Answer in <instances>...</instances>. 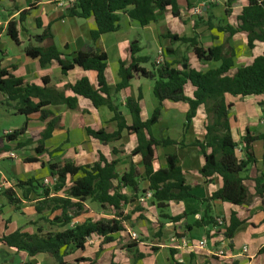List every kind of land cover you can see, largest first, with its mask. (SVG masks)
I'll list each match as a JSON object with an SVG mask.
<instances>
[{
	"label": "trees",
	"instance_id": "16d2710c",
	"mask_svg": "<svg viewBox=\"0 0 264 264\" xmlns=\"http://www.w3.org/2000/svg\"><path fill=\"white\" fill-rule=\"evenodd\" d=\"M8 1L15 8L16 0ZM32 9L21 12L18 21H12L7 26V35L17 45H19L18 26H23ZM167 10H170L174 17H180L177 0H75L74 4L68 7L67 16L83 20L94 19L96 30L91 33L94 44L102 35L119 30L122 15H127L141 27H147L157 21L159 14ZM36 22L43 32L33 37L34 43L25 47L24 54L33 60H38L42 67L57 63L63 75H67L75 67L86 72H95L97 88L84 78L74 85L65 87L74 94L73 97H68L65 90L49 87L50 82L47 80H44V87H40L16 77L8 69H0V107L26 118L21 128L3 138L8 143L17 142L27 132L29 118L39 114V120L46 126L40 134L38 148L35 151L38 156L52 155L45 149V143L52 138L54 131L63 126L62 117L55 116L49 108L65 106L68 110L76 111L78 97H82L89 100L96 109L107 107L114 114L113 120L118 126L117 131L112 134L104 130L87 128V135L104 145L121 140L123 132L136 136L138 145L129 158L141 156L144 176L133 163L127 172L119 175L117 173L119 160L110 161L102 155L93 165L76 166L71 161L48 163L50 176L53 179L51 185L29 179L18 181L14 189H0V198H4L7 205L14 207L16 212L22 210L23 200L28 203L34 202L37 217L28 223L34 227L33 233L25 232L20 228L13 233L2 235L0 244L17 253H25L29 258L49 255L56 264H97L87 258L73 261L68 259L77 252H85L91 248L94 240L99 242L97 254L103 252L105 246L115 243L125 232V223H133L135 214H140L137 220H145V216L142 215L144 209L140 205L129 213H125V207L134 206L136 203L143 204L140 199L148 194L152 195L151 202L159 213L158 237H161V230L166 223L177 224L189 219L190 215L195 216L196 213L184 212L183 215L173 217L167 213L170 203L194 198L191 194L192 186L186 180L177 155L167 156L166 168L159 170L154 168V163L158 159L157 148L176 145V142L170 139L157 140L151 134V129L162 118L165 102L188 104L185 131L190 128L198 109L204 108L207 117L205 140L195 144L205 159L200 175L206 181L217 176L222 179L223 184L222 188L213 193L209 199L202 201L205 205L204 215L186 229L189 231L195 228L214 227L216 237L221 236L229 242L233 240L236 231L245 221L232 213L228 222L223 220V225L218 226V219L211 214L210 204L211 202L227 203L246 210L256 199L264 200V175L258 172L255 178L252 179L250 176L251 170L257 164L254 145L258 141H264V136L247 130L240 142L234 141L229 119L233 105L228 102L227 97L244 99L264 96V52L251 65L237 68L234 75L230 76V72L235 68L234 53L226 52L224 46L204 48L197 34V30L204 26L200 19L195 21L192 37L167 34L165 38L169 40L170 47L166 48V55L173 56L175 54L173 47L179 43L188 46L201 62H220L221 65L217 69L205 73L190 68L177 70L163 62L153 63L151 69L146 70L142 66L150 63V59L140 56L141 49L133 44L130 47V58L120 62V83L115 87V93L129 92L131 82L136 78L149 80L154 83L153 95L158 106L151 118L143 121L140 106L143 100L142 92L139 91L136 97L128 96L125 104L130 116L128 120L120 114V106L110 94L111 89L106 78L108 61L106 54L98 51L69 53L67 46L61 52L52 44L54 36L51 25L42 27L39 19ZM211 25L208 26L212 27ZM216 29L230 36L244 33L250 49L254 47L255 42L264 45V0H248V5L242 9L237 18L236 27L220 24L216 25ZM12 70L15 68L13 67ZM188 83L195 89L192 99L184 94V87ZM258 105L264 112V99ZM25 146L18 144V150ZM240 147L241 151H239ZM144 180L149 184L147 190L141 187ZM248 181L253 182V191L247 185ZM126 190L129 194L125 192ZM88 202L113 212L114 217L108 221L85 218L90 215ZM5 206L0 205V217L4 214ZM9 223L10 221L7 220L6 226ZM177 236L181 239L183 234L177 233ZM208 238L210 239V236ZM140 243L143 241L133 242L125 247L132 254V264H140L146 258V255L139 251ZM151 251L157 252L158 248H152ZM170 252L172 264H186L174 258L177 251ZM261 253L264 254V249ZM111 264L117 263L112 261Z\"/></svg>",
	"mask_w": 264,
	"mask_h": 264
},
{
	"label": "crops",
	"instance_id": "0c3cea01",
	"mask_svg": "<svg viewBox=\"0 0 264 264\" xmlns=\"http://www.w3.org/2000/svg\"><path fill=\"white\" fill-rule=\"evenodd\" d=\"M60 1L16 0L14 8V5L8 0H1L0 69H8L16 77L40 87H44V80H47L50 82L49 87L60 91L65 90L68 97H73L74 94L71 90H66L65 87L74 85L84 78L88 79L94 88H97L98 83L95 72H86L75 67L67 75H63L57 63L54 62L51 65L42 67L38 60H33L24 54L25 47L34 43L33 37L43 32V29H39L37 26L36 20L39 19L42 27L51 25L54 36L52 44L59 51L63 52L65 46H67L69 53H76L88 47L91 52L98 51L106 54L108 58L106 78L111 89L110 94L116 99L117 105L120 106V114L128 120H130V116L125 108L128 96L136 97L139 91L142 92L143 100L140 106L143 121L150 119L158 106L153 95L154 83L149 80L136 78L131 82L129 92L115 93L114 89L120 83V62L130 58L131 45H137L141 49L140 56L150 59V63L142 66L146 70H150L151 64L158 62L159 52L163 53L162 61L172 65L177 70L190 68L205 73L217 69L221 65L220 62H201L188 46L179 43L173 47L175 50L173 56L166 55L165 50L168 46L170 47L169 40L165 38L167 34L192 37L195 21L200 19L204 25L197 30L201 45L206 49L224 46L226 52L232 51L234 53L235 68L230 72V76L234 75L237 68L251 65L264 52V45L260 42H255L254 47L250 49L247 36L244 33L230 36L216 29V25L220 24L236 27L237 18L242 9L248 5V0H177L180 10L179 18L174 17L172 12L167 10L159 14L157 21L147 27H141L127 15H122L119 30L102 35L94 44L91 38V33L96 30L94 19L83 20L68 17V7H61L59 5ZM28 9L32 10L26 22L23 26H18L19 45H17L7 35V26L12 21H18L20 13ZM209 24H212V27H209ZM44 45H50V43H44ZM185 66L186 68H184ZM13 67L15 70H12ZM194 92V87L190 83L186 84L184 87L185 96L192 99ZM227 98L228 102L233 105L229 119L234 141L240 142L247 130L259 136H264V112L258 105L264 99V96L244 99L228 96ZM49 109L55 116L62 117L63 126L54 131L52 138L45 143V149L51 152L52 155L42 154L38 156L35 151L38 148L40 134L46 126L45 123L39 120V114L29 118L28 130L17 142L8 143L3 137H5V133L18 128L4 130L2 136H0V162L5 160L16 162L13 169L15 174L5 176L0 170L1 190L14 189L18 181L29 179L42 182L48 180L52 183L53 179L50 176L48 163L71 161L76 166L93 165L98 161L100 155L110 161L119 160L117 165L119 175L127 172L131 163H133L141 175L144 176V165L141 156L129 158L138 145L136 136L123 132L121 140L104 145L87 135V128L104 130L110 134L117 131V122L113 120L114 114L107 107L96 109L89 100L78 97V109L76 111L68 110L65 106H51ZM188 111L189 106L186 103L165 102L162 109V118L151 129V134L157 140L170 139L176 142V145L157 148L158 159L154 163L155 170L167 167V156L177 155L186 180L192 186L191 194L194 198L184 202L170 203L167 213L173 217L183 215L184 212L196 214L195 216L190 215L191 218L194 217L193 222L187 218L177 224L166 223L161 230V237H158L159 228L152 227L148 230L149 227L146 224L150 220L151 222H158L159 218V213L151 202L152 199L143 204H134L131 210L140 205L144 209L142 215L146 219L137 220L140 215L137 213L133 216V223L130 224L134 227L137 226L143 237L153 239L150 244H139V251L146 255V258L140 264H172L171 250L177 251L174 255L175 259L186 264H264V254L261 253L264 248V200L256 199L254 204L246 210L227 203L211 202V214L216 219L228 222L232 213H235L240 220L245 221L230 242L221 236L216 237V228L214 227L195 228L189 231L186 229L188 225H192L204 215L205 205L202 204V201L209 199L223 185L222 179L217 176L206 181L200 175V171L205 165V159L195 144L205 140L207 117L204 108L200 107L190 128L185 131ZM0 112L14 115L13 111L1 107ZM258 143L260 141L254 145L257 164L251 170L250 176L252 179L257 176L258 172L264 175V142L259 152L256 151ZM18 144L26 146L18 150ZM19 151L23 153V156H19ZM114 152L117 154H114ZM9 154L15 155L16 159L9 158ZM247 185L253 191V182L248 181ZM141 187L147 190L149 187L148 182L142 181ZM125 192L129 194V191L126 190ZM33 199H35V196H33ZM5 201L4 198H0V205H6V209L9 205ZM26 206H29L33 213L26 215L23 211ZM9 207L11 211L16 212L14 207ZM21 208L22 210L18 213L25 217V224L22 226L13 225L12 219L4 218L5 214H3L0 217V237L4 234L13 233L20 228L24 229L25 232H34L35 229H31V226L28 225L30 221L37 218L34 212V202L28 203L23 200ZM101 210L112 213L111 217H114L113 212L102 208ZM91 214L85 218L95 220V217ZM7 220L10 223L6 226ZM128 223L124 224L126 230L118 237L117 241L104 247L103 252H110L112 255L109 264L112 261L117 264H131L130 262L122 263L117 260L118 252L122 251L117 248H121L122 239L131 232L128 229ZM177 233L183 234V237L178 238ZM208 236H210V239ZM173 238L186 241L189 243V247L177 249L172 242ZM94 241H92V244L95 247L92 246L85 252H77L69 259L72 261L81 258L94 260L91 259V256L97 254L99 246L98 240ZM202 242H206L204 247L199 246ZM0 247L5 249L6 252H13L14 255H18L23 260L22 264H39L41 257L45 255L29 258L25 253H17L13 249L3 247L1 244ZM152 248H158V251L152 252ZM245 248L247 251L244 250Z\"/></svg>",
	"mask_w": 264,
	"mask_h": 264
},
{
	"label": "rangeland",
	"instance_id": "374dc122",
	"mask_svg": "<svg viewBox=\"0 0 264 264\" xmlns=\"http://www.w3.org/2000/svg\"><path fill=\"white\" fill-rule=\"evenodd\" d=\"M25 121H26V118L24 116H18L15 114L8 115L5 112H0V136H2L4 130H9L13 128L19 129L20 127L23 126ZM263 142L264 141H260V143L257 144V149H256L257 152H259L260 149L263 147ZM18 154L19 156H23V153L20 151L18 152ZM15 165H16L15 161L12 162V161L5 160V161L0 162V170L1 172H3L5 176H10V175L15 174V170H13L15 168ZM87 205H88L90 213H92L91 216H94L95 220L108 221L112 219L111 217L112 213L103 212V210H101V208L98 205L92 204L90 202H88ZM132 207L134 206L130 205V206L125 207V213L131 212ZM26 208H28V210H26ZM26 208L25 207L23 208V211L24 213H26V215L33 213V210L29 206H26ZM4 214H5L4 218L12 219L13 225L22 226L25 224V220H26L25 217L20 215L18 212H14L13 210L11 211V208L9 206H7L6 209H4ZM193 218L190 217L189 220L193 222L192 221L194 220ZM146 224L149 227L148 230L152 229V227L153 228L158 227L157 226L158 222H151V220L149 221V223H146ZM127 225H128V229H130L131 232L137 234L138 239L137 241H135L129 234L126 235L121 241V244H120L122 245L120 246L121 248H117V249L122 250L118 252L117 260L122 263L130 262L132 264V260H133L132 254H130L125 249V247L133 242L138 243L139 241H143V243L145 244H150L153 239L151 240L147 237H143V235L141 234L142 233L141 230H139L137 226L134 227L130 223H128ZM31 229H34V227L31 226ZM93 247H95V245H93ZM91 259H94L92 261H95L98 264H109L110 261L112 260V255L110 254V252L108 253L102 252L96 255L94 254L93 256H91ZM68 261H72V260L68 259ZM22 262L23 260L18 255L16 254L14 255L13 252H6L5 249L0 247V264H22ZM38 263L39 264H56L54 259H52L49 255L48 256L43 255L41 257V260ZM81 264H89V263H81Z\"/></svg>",
	"mask_w": 264,
	"mask_h": 264
},
{
	"label": "built area",
	"instance_id": "2783aa9c",
	"mask_svg": "<svg viewBox=\"0 0 264 264\" xmlns=\"http://www.w3.org/2000/svg\"><path fill=\"white\" fill-rule=\"evenodd\" d=\"M74 2H75V0H61V1L59 2V5H60L61 7H65V6H67V7H71V5L74 4ZM162 57H163V53H162V52H159V60H158L157 64H161V63H163V61H162ZM263 122H264V121H263ZM9 134H11V132H7V133H5V135H9ZM239 151H241V147L239 148ZM8 157L11 158V159H16V156L13 155V154H9ZM44 184H45V185H49L50 182H49L48 180H45ZM149 199H152V195H151V194H148L146 197L141 198V199H140V202L144 203V202H146V201L149 200ZM217 223H218V226H222V225H223V220H222V219H218V220H217ZM129 235H130L135 241H137L138 236H137L136 233L130 232ZM172 242L175 244V246H176L177 249H186V248L189 247V243H187L186 241H182V240L179 241V240L173 238V239H172ZM205 245H206V242H202L201 245H199V246L204 247ZM263 249H264V248H263ZM244 250L247 251L246 248H245ZM220 254H222V252H220Z\"/></svg>",
	"mask_w": 264,
	"mask_h": 264
},
{
	"label": "water",
	"instance_id": "95a60500",
	"mask_svg": "<svg viewBox=\"0 0 264 264\" xmlns=\"http://www.w3.org/2000/svg\"><path fill=\"white\" fill-rule=\"evenodd\" d=\"M82 52L91 53V49L88 48V47L87 48L85 47V48L82 49ZM184 68H186V66Z\"/></svg>",
	"mask_w": 264,
	"mask_h": 264
}]
</instances>
